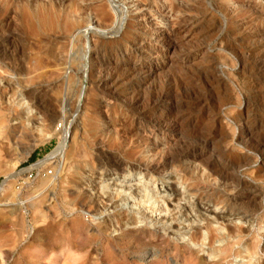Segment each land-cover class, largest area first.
<instances>
[{"label":"rangeland","instance_id":"obj_1","mask_svg":"<svg viewBox=\"0 0 264 264\" xmlns=\"http://www.w3.org/2000/svg\"><path fill=\"white\" fill-rule=\"evenodd\" d=\"M111 1L0 0V264H264V0Z\"/></svg>","mask_w":264,"mask_h":264},{"label":"bare ground","instance_id":"obj_2","mask_svg":"<svg viewBox=\"0 0 264 264\" xmlns=\"http://www.w3.org/2000/svg\"><path fill=\"white\" fill-rule=\"evenodd\" d=\"M111 1V0H110ZM108 2V4L110 5L111 3H112V1H111V3H109V1H107ZM143 4V3H142ZM147 5V4H146ZM199 5V4H198ZM111 6V5H110ZM109 6V7H110ZM113 7H114V5H112ZM111 6V7H112ZM181 6V5H180ZM232 6V5H231ZM219 7V6H218ZM116 9V8H115ZM179 9V8H178ZM197 9V8H196ZM141 10V9H140ZM115 11V10H114ZM180 11V10H179ZM188 11V10H187ZM229 11V10H228ZM114 13V12H113ZM123 13V12H122ZM115 14H116V20H114V23H112L113 25H112V30L114 31V29H116L115 30V32H117V33H119V32H121V30H122V23H123V17H122V15H121V12H115ZM147 15V14H146ZM124 16V15H123ZM127 16V15H126ZM141 17V16H140ZM147 17V16H146ZM264 17V16H263ZM143 18V17H142ZM143 20V19H142ZM146 20V19H145ZM187 20V19H186ZM101 21V20H100ZM151 22V21H150ZM182 22V21H181ZM181 22H180V24H181ZM145 24H146V22H144ZM183 23V22H182ZM104 24V23H103ZM153 24V23H152ZM97 25V24H96ZM105 25V28H103V29H105V30H103L101 27H103ZM103 26L102 25H100L101 27H93L94 29H92V30H88L87 31V33L89 34V33H98V34H101V37H103V36H107V35H110L111 34V36L112 35H114V32L113 33H110L109 31H107V28H106V24H104ZM108 25V27H109V24H107ZM153 27H154V24H153ZM152 28V27H151ZM141 29H143V28H141ZM147 29V28H146ZM108 30H110V28L108 29ZM177 30V29H176ZM183 30V29H182ZM153 31V30H152ZM151 31V32H152ZM179 31V30H178ZM242 31V30H241ZM141 32V31H140ZM147 32V31H146ZM181 32V31H180ZM179 33V32H178ZM174 34H175V32H174ZM255 34V33H254ZM186 35V34H185ZM151 36V35H150ZM177 36V35H176ZM184 36V35H183ZM182 36V37H183ZM108 37V36H107ZM152 37V36H151ZM155 37V36H154ZM153 37V38H154ZM167 37V35H166V33L165 34H162V33H160V32H157V35H156V39H158L159 41L161 40V39H164L165 40V38ZM91 38V37H90ZM191 38V37H190ZM263 38V37H262ZM146 39V38H145ZM178 39H180V38H178ZM244 39V38H243ZM260 39V38H259ZM163 40V41H164ZM174 40V39H173ZM261 40V39H260ZM259 40V41H260ZM153 41V40H152ZM167 41V40H166ZM169 41V40H168ZM171 41V40H170ZM148 42V41H147ZM176 42V41H175ZM251 42V41H250ZM261 42V41H260ZM255 43H257V42H255ZM259 43V42H258ZM92 44V43H91ZM172 44V43H171ZM260 45V44H259ZM141 46V45H140ZM151 46V45H150ZM139 47V46H138ZM148 47V46H147ZM259 47V46H258ZM263 47V46H262ZM253 48V47H252ZM141 49H143L142 47H141ZM91 50V49H90ZM175 50V49H174ZM263 50H264V48H263ZM162 51V50H161ZM256 51V50H255ZM260 51V50H259ZM184 52V51H183ZM138 53V52H137ZM157 53V52H156ZM155 53V54H156ZM181 53V52H180ZM263 53V52H262ZM140 54V53H139ZM144 54V53H143ZM256 54V53H255ZM260 54V53H259ZM264 58V57H263ZM167 59H169V58H167ZM146 64V63H145ZM133 68V67H132ZM170 68V67H169ZM135 69V67L133 68V70ZM138 70V69H137ZM108 73V72H107ZM126 73V72H125ZM136 73V72H135ZM143 73V72H142ZM144 74V73H143ZM147 74V73H146ZM152 75V74H151ZM120 78V77H119ZM117 80V79H116ZM146 82V81H145ZM102 83V82H101ZM107 88V87H106ZM133 95V94H132ZM161 96V95H160ZM163 100V99H162ZM170 101V100H169ZM28 115H29V113H28ZM64 126V125H63ZM67 125H65L64 127H62L63 129H61V130H63V136H62V143H61V146H60V149H59V153H62L63 154V152L66 150V148L68 147V144H69V140H70V135H69V128L68 127H66ZM180 128V127H179ZM20 130V129H19ZM166 130V129H165ZM61 132V131H60ZM37 133H38V135H34L33 137L36 139L34 142L35 143H38V144H41V143H44L45 142V140H46V138H47V136H45L44 134H43V132L42 131H37ZM62 134V133H61ZM144 134V133H143ZM19 135V134H18ZM18 137V136H17ZM178 140H179V138H178ZM29 152L30 151H27V154H29ZM56 154V153H55ZM55 154H53V156L55 155ZM53 156H51V157H53ZM158 164V163H157ZM121 183V182H120ZM101 188V190H102V192H104V193H106V192H108V190L110 189V186H109V184H102V186L100 187ZM116 190L114 191V192H116L117 194H121L124 190V187L122 186V185H118V186H116ZM142 194H143V196H142V199L138 202V204H136V206H138L141 210H154L155 208H156V204H155V200H156V193H155V191H154V189L150 186V185H148V183H146L145 184V186H143V189H142ZM158 196V195H157ZM251 198V197H250ZM125 204H128V203H125ZM128 206H129V204H128ZM137 207V208H138Z\"/></svg>","mask_w":264,"mask_h":264},{"label":"built area","instance_id":"obj_3","mask_svg":"<svg viewBox=\"0 0 264 264\" xmlns=\"http://www.w3.org/2000/svg\"><path fill=\"white\" fill-rule=\"evenodd\" d=\"M50 174H52V173H50Z\"/></svg>","mask_w":264,"mask_h":264}]
</instances>
